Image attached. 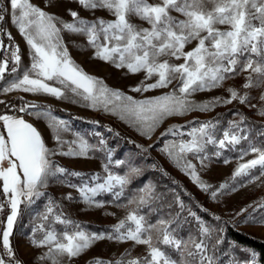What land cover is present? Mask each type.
Returning a JSON list of instances; mask_svg holds the SVG:
<instances>
[{"label":"snow or ice","instance_id":"snow-or-ice-1","mask_svg":"<svg viewBox=\"0 0 264 264\" xmlns=\"http://www.w3.org/2000/svg\"><path fill=\"white\" fill-rule=\"evenodd\" d=\"M73 2L93 15L96 11H104L111 19L96 17L90 20L81 17L78 11L68 9L72 18L69 22L33 4L32 0H0V81H4L0 93L21 91L83 102L93 109L102 108L118 115L150 139L151 133L167 117L184 116L191 111H210L219 104L233 101L246 104L251 97L248 92L241 93L240 88L264 87V0ZM50 6L52 0H45V7ZM5 22L15 26L28 45L27 65L22 62L19 45L5 30ZM62 33L84 37L87 46L93 50L94 59L127 69L130 74L143 73L144 79L130 89L132 92L165 89L174 82L175 87L161 96L141 100L112 89L73 61ZM245 73L240 88L226 89L227 97H214L202 104H195L190 99L197 92L221 88L226 80ZM6 76L10 79L5 80ZM260 99L264 101V93ZM20 100L15 111L44 121L56 147L49 148L41 131L23 116L0 114V196L5 198V202H0V211L5 207L10 210L6 227L0 228V264H22L16 259L10 242L21 205L31 204L44 196L43 190L53 180L83 176L60 166L53 159L55 156L87 158L92 152L104 154L103 182L92 183L100 180L99 175H94L84 177L88 182L68 184L77 189L80 199L89 206H99L95 197L101 192L116 190L114 194L119 199L131 178L141 171L131 158L114 159L105 139L90 144L84 135L73 132L68 122L53 115L49 108L24 101L23 97ZM259 114L264 115V109H260ZM244 119L241 116L239 121H229L224 129H219L218 122L213 121L189 122L192 126L187 132L167 129L161 136L190 138L170 141L161 151L200 189L209 192L211 185L201 179L188 156L200 158L203 162L201 154L209 145L219 149L239 145L246 139L240 134ZM67 135L73 138L68 140ZM248 155L253 158L244 160ZM239 160L242 162L235 168L234 177L243 175L253 181L264 177V146L250 144L241 151ZM113 168L121 169L123 174L114 173ZM254 170H258V174L253 175ZM210 195L215 198L217 191L212 190ZM160 198L151 184L139 189L121 205L128 209L127 215L113 226V234L107 236L88 233L65 215L55 200L49 199L30 240L33 247L44 249L37 259L41 264H72L96 241L114 239L142 245L145 253L131 257V252L126 250L118 259L105 262L97 258L92 264H223L218 255L219 246L224 242L219 230L207 226L191 210L188 214L198 222L196 237H178L173 225L178 226L179 214L168 219L161 215L154 222L149 221L141 210L155 211L151 205ZM66 199L71 200V195ZM258 207H264V204ZM180 208H184L183 203ZM259 222L264 223V220ZM173 252L179 253L183 259L174 257ZM229 264H258V261L252 251L244 259L231 258Z\"/></svg>","mask_w":264,"mask_h":264},{"label":"rangeland","instance_id":"rangeland-1","mask_svg":"<svg viewBox=\"0 0 264 264\" xmlns=\"http://www.w3.org/2000/svg\"><path fill=\"white\" fill-rule=\"evenodd\" d=\"M32 3L69 22H71L72 18L68 15V9L78 11L81 17L90 20L95 19L96 17L111 19V17L104 11H96L93 15L88 11L82 10L77 3L73 2V0H52V6L50 7H45V0H32ZM137 22L139 23V21ZM6 31L10 32L12 37L16 39V44L19 45L21 49L22 62L24 65H27L29 63V48L25 40L19 34L16 27L11 23L7 22ZM62 35L73 61L87 74L102 79L103 82L112 89L120 90L127 95L133 96L137 100H141L161 96L175 87L174 82L172 86L165 89H154L148 92H132L130 89L137 86L144 79L143 73L130 74L127 72V69L116 68L111 63L94 59L93 50L87 46L84 37L68 33H62ZM244 75H246V73L235 79L226 80L221 88L213 89L211 91L197 92L190 97V99L195 104H202L210 101L214 97H227L228 93L226 89L228 87L240 88V85L244 80ZM7 79L10 78H5V80ZM151 82L152 81H148V83ZM3 84L4 81H0V86ZM240 91L241 93L248 92L251 97L246 104L233 101L231 104H219L210 111H191L184 116L167 117L156 128V130L151 133L150 139L147 136L141 135L136 127L126 120H121L118 115H112L111 113L105 112L102 108L93 109L83 102L56 99L49 95H34L21 91H13L8 94L0 93V101L7 103L13 97L21 95L29 100L60 105L69 110H75L85 115L104 119L108 124L105 128H102L98 123L94 122L88 127L93 128L95 132L103 136V139L108 141L107 146L113 151L114 159L127 160L131 158V160H136L140 170L144 169L145 162L141 160L142 156L134 154L130 149H122V151H120L117 142H109L114 136L110 135V137L107 138L108 132H123L131 141L136 142L139 148L144 151L146 149L145 152H148V154L153 157L150 161L149 167H164L174 178L188 184L190 190L198 194L203 205L205 204L212 212H216L223 218V220L230 221V223L235 224L238 228L264 238V223L259 222L264 220V207H258V205L264 204V177H261L260 180L253 181L247 176H233L238 163L242 162L239 160L241 151L252 144L246 119L253 118L264 121V115L259 114V110L264 109V101H261L260 99L261 94L264 93V87L250 89L240 88ZM248 105H256V107H250ZM19 106L20 105H16V108ZM51 111L53 115L67 121L73 132H79L72 128L73 123L71 118L57 114L53 110ZM5 113L23 116L25 120L33 123L38 129H40L43 137L47 138L46 143L49 148L56 147L55 142L51 138V132L44 121H37L35 117L30 116L27 113L18 114L17 112H0V114ZM241 116L245 119L241 124L242 131L240 134L245 136L246 139L242 140L239 145H236L235 147H226L225 149H219L214 145H209L206 152L201 154L203 162H201L200 158H193L191 155L188 156V159L196 166V171L201 179L205 183L211 185L209 192L200 189L186 172L177 167L176 164L161 151L165 144L170 141L190 138L178 135H169L166 137L161 136V133L165 132L167 129L177 128L182 132H187L192 126L189 122L202 123L208 121L218 122L217 127L219 129H224L228 127L229 121H239ZM182 125L184 126L183 128H181ZM79 133L83 135L81 132ZM217 135L219 136L220 133L217 132ZM65 138L71 140L73 137L67 135ZM217 152H219V155H216ZM252 158L253 155H248L244 157V160ZM53 159L60 166H63L70 171L80 172L83 176H67L63 180H53L49 183L48 187L43 190L45 192L44 196L34 200L31 204L24 203L21 205V211L13 225V233L10 236V242L15 251L16 259L22 261V264H41V261H39L37 257L41 255L44 249L33 247L30 240L33 237L36 226L40 223L39 215L44 211L49 199L55 200L61 206L65 215L78 224L81 223V220H85L108 225L110 229L102 232L88 231L87 229H84L88 233H101L105 236L113 234V226L116 225L119 220L124 219L128 212L127 208L121 206L127 202L128 198H131L126 194V189L119 199H117L114 194L116 190L113 192L98 193L95 200L99 202V206H89L80 199L76 188L68 186V184L79 185L82 182H88L84 177L91 178L94 175H99L100 180L92 181V183L103 182L105 173L102 165L106 162L105 160L96 156L93 152L90 153L87 158H73L57 155ZM225 161L228 162L225 163ZM113 171L114 173L123 174L116 169H113ZM252 174H258V170H254ZM148 184H151L154 187L156 193L157 187L155 181H153L152 178H149L143 185L135 189L137 192L134 194H137L139 189ZM220 185H224L225 187L220 188ZM212 190L217 191V196L215 198H212L210 195ZM69 194L72 197L71 200L66 199ZM0 202H5L3 196H0ZM186 205V210L193 211L191 209V204ZM242 209H245L246 211L242 212ZM4 211L8 212L10 210L5 207L0 211V228H3L4 222L2 220V212ZM171 214L172 212H167L166 209L164 214L161 215L168 219ZM220 225L221 224L209 223L208 226L214 230H219ZM35 235L38 237L39 233H35ZM126 250L131 252V257L141 256L145 253L144 246L134 245L131 241L119 242L114 239H103L96 241L84 254L76 258L72 264H92V261L97 258L105 262L115 260L120 258L121 254L126 253ZM228 255L229 258L225 259L226 264H229L231 258L240 259L234 254V252L229 253L228 251ZM241 259L244 258L241 257Z\"/></svg>","mask_w":264,"mask_h":264},{"label":"trees","instance_id":"trees-1","mask_svg":"<svg viewBox=\"0 0 264 264\" xmlns=\"http://www.w3.org/2000/svg\"><path fill=\"white\" fill-rule=\"evenodd\" d=\"M6 24L4 23V28L6 30ZM13 40L16 44V39L13 37ZM4 41L7 44V37H4ZM5 78H10L6 76ZM21 95H17L10 99L7 103L0 104V112H15L16 105L21 104ZM24 101L33 102L38 105L45 106L50 108L55 113L60 114L64 117L72 119V128L81 132L89 141L90 144H96L100 138L103 136L95 132L93 128L88 127L91 123H98L102 128L108 126L107 121L102 118H97L90 115L82 114L75 110H69L60 105L49 104L46 102L33 101L23 97ZM239 111V110H237ZM241 112V111H239ZM252 144L260 147L264 146V121L259 119L247 118L246 119ZM113 135L114 138L110 139L109 142H117L119 145L118 149H130L134 154L142 156L141 160L144 163V169L140 171L138 176H133L131 178V183L126 188V194L128 197L135 195L137 191L135 189L139 188L147 179H153L155 181L156 189L161 198L155 201L151 205L155 209L153 212H149L148 208L141 210L142 213H145L149 221L154 222L161 214H164L165 210L167 212H172L170 217H175L179 214L178 226L176 224L173 227H176V234L180 238L187 239L189 235L196 237L198 236V222L197 220L188 214L189 210H186V204H191L192 212H195L201 220L205 222L208 226L209 223L221 224L219 227L218 234L223 237V243L219 246L220 261L225 263V259L229 258V253L234 252L238 258H245L247 255H250L252 251L256 253V259L258 264H264V238H261L257 235L244 231L243 229L238 228L235 224L230 223V221L223 220L216 212H212L205 204L201 202L198 194L190 190L188 184L183 183L179 179H176L166 171L162 166L149 167L152 156L138 147L136 142L131 141L125 133L123 132H108L107 138ZM106 138V139H107ZM108 141H106L107 143ZM96 156L104 159V154L102 152H93ZM136 166L137 162L134 159L132 160ZM139 167V166H138ZM116 169V168H113ZM118 172H122L121 169H116ZM183 203L184 208H180V204ZM9 211L2 212L3 227H6L7 215ZM196 215V216H197ZM218 218V219H217ZM80 225L83 229L88 231H97L102 232L109 230L110 227L106 224L93 223L90 221L81 220ZM172 255L178 259H183L179 253L173 252Z\"/></svg>","mask_w":264,"mask_h":264},{"label":"crops","instance_id":"crops-1","mask_svg":"<svg viewBox=\"0 0 264 264\" xmlns=\"http://www.w3.org/2000/svg\"><path fill=\"white\" fill-rule=\"evenodd\" d=\"M39 130H40V129H39ZM44 139H45V141H46L47 138L45 137ZM46 144H47V143H46Z\"/></svg>","mask_w":264,"mask_h":264},{"label":"built area","instance_id":"built-area-1","mask_svg":"<svg viewBox=\"0 0 264 264\" xmlns=\"http://www.w3.org/2000/svg\"><path fill=\"white\" fill-rule=\"evenodd\" d=\"M16 112V111H15ZM18 114H21V113H19V112H17Z\"/></svg>","mask_w":264,"mask_h":264}]
</instances>
